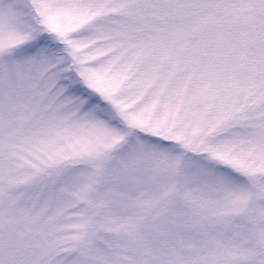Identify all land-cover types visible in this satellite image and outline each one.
<instances>
[{
    "label": "snow or ice",
    "instance_id": "obj_1",
    "mask_svg": "<svg viewBox=\"0 0 264 264\" xmlns=\"http://www.w3.org/2000/svg\"><path fill=\"white\" fill-rule=\"evenodd\" d=\"M0 264H264V0H0Z\"/></svg>",
    "mask_w": 264,
    "mask_h": 264
}]
</instances>
